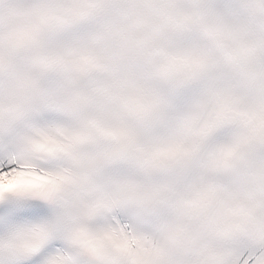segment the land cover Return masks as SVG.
<instances>
[{
	"label": "snow or ice",
	"instance_id": "obj_1",
	"mask_svg": "<svg viewBox=\"0 0 264 264\" xmlns=\"http://www.w3.org/2000/svg\"><path fill=\"white\" fill-rule=\"evenodd\" d=\"M0 264H264V0H0Z\"/></svg>",
	"mask_w": 264,
	"mask_h": 264
}]
</instances>
